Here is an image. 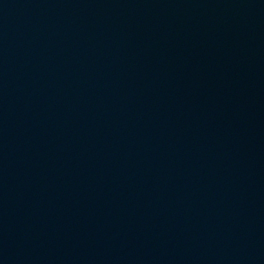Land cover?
<instances>
[{"label": "water", "instance_id": "1", "mask_svg": "<svg viewBox=\"0 0 264 264\" xmlns=\"http://www.w3.org/2000/svg\"><path fill=\"white\" fill-rule=\"evenodd\" d=\"M0 264H264V0H0Z\"/></svg>", "mask_w": 264, "mask_h": 264}]
</instances>
